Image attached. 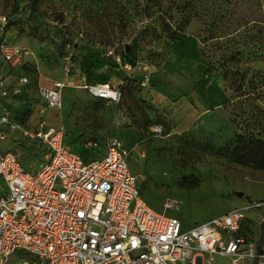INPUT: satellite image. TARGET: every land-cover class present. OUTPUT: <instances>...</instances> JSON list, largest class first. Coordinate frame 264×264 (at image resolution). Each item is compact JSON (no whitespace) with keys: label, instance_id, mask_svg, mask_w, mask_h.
<instances>
[{"label":"rangeland","instance_id":"374dc122","mask_svg":"<svg viewBox=\"0 0 264 264\" xmlns=\"http://www.w3.org/2000/svg\"><path fill=\"white\" fill-rule=\"evenodd\" d=\"M136 1L124 3L132 9ZM139 1L148 13L133 8L124 20L110 21L89 10L94 0H0V16L7 17L0 48L32 53L15 64L0 49V83L8 92L0 111L7 108L19 126L7 129L1 145L25 168L39 170L47 151L25 134L38 122L62 125L67 144L84 153L91 140L119 137L146 204L162 212L173 199L167 215L185 226L264 202V172L231 162L227 152L237 134L264 140V0H196L197 16L178 42L163 22L179 27L185 0ZM213 21L217 39L203 44ZM126 62L134 65L131 75L118 83V74L127 75ZM221 64L232 70L227 78ZM67 68L75 83L63 91V108L49 110L40 87L61 79ZM23 77L29 83L22 84ZM102 82L119 86L120 103L96 99L85 88ZM2 188L0 179V193ZM246 217L241 235L256 244L255 237H263V248L264 208ZM9 264L26 263L14 255ZM214 264L230 261L218 257Z\"/></svg>","mask_w":264,"mask_h":264},{"label":"built area","instance_id":"2783aa9c","mask_svg":"<svg viewBox=\"0 0 264 264\" xmlns=\"http://www.w3.org/2000/svg\"><path fill=\"white\" fill-rule=\"evenodd\" d=\"M6 23L7 17L0 16L1 30ZM0 49L5 61L15 64L32 54L4 44ZM117 59L122 60L119 55ZM133 66L124 63L127 71ZM69 77L67 68L64 81L40 87L39 97L48 108H63ZM140 85L147 87L148 81ZM85 88L96 99L121 102L116 84ZM7 94L0 83V98ZM9 115L7 108L1 110L0 178L6 188L0 195V264H9L14 255L26 264H209L217 255L230 257L231 264H264V251L240 233L246 214L264 208V202L234 208L185 231L178 218L167 215L175 207L173 199L164 202L162 212L146 204L142 182L130 171L129 149L120 138L89 141L88 151L103 147L104 153L86 161L65 144L62 127L38 122L25 134L47 151L46 160L39 170H29L18 154L1 146L7 129L19 127Z\"/></svg>","mask_w":264,"mask_h":264},{"label":"trees","instance_id":"16d2710c","mask_svg":"<svg viewBox=\"0 0 264 264\" xmlns=\"http://www.w3.org/2000/svg\"><path fill=\"white\" fill-rule=\"evenodd\" d=\"M124 1H128L129 3H132L133 0H94L95 5L91 7L89 10L95 16L97 17L99 16L101 18L110 21L112 19H117L120 17L122 20H124V16L130 14L133 8L138 13L140 12L148 13V11L150 10V7L148 5H144V3L141 5L139 0L133 4L132 9H130L129 6L124 3ZM142 1L145 2V0ZM36 2H38V0H31V5L36 4ZM179 7L181 8V10L185 11L186 13L185 18L179 27L173 29L170 27L167 21L163 22L165 25L163 29L168 33L169 35L168 37L173 42L182 41L184 39L185 28L190 24L191 19L197 16L198 6L196 0H185L183 4L179 5ZM179 7H177L178 10ZM214 23L215 22L213 21L212 24H210L209 27H207L208 30L206 31L208 32V36L201 39V42L203 44H205L207 41L217 39V36H215L216 30L214 27L212 28V25H214ZM6 25L4 26V28L6 27ZM221 67H223L224 70L223 77L227 78L228 75L232 73V70H230L225 64L224 65L221 64ZM102 83H106V82H102ZM227 152H228V158L231 162L238 164L240 166L250 167L255 170L264 172V140L259 136H256L254 134H237L235 136L234 142L227 147ZM80 154L85 158L86 161H89L93 156L97 157L98 155L97 153H93V152H90L88 157L83 155V153ZM262 231L264 235V223H263ZM262 239L259 240L257 243L258 246L257 248L259 252L262 251V242H263Z\"/></svg>","mask_w":264,"mask_h":264},{"label":"crops","instance_id":"0c3cea01","mask_svg":"<svg viewBox=\"0 0 264 264\" xmlns=\"http://www.w3.org/2000/svg\"><path fill=\"white\" fill-rule=\"evenodd\" d=\"M126 73L124 72V73H122L121 75L120 74H118L119 75V81H118V83H121L122 82V80H121V78H123V79H125L126 77H130V75H131V72H129V71H127V75H125ZM65 80V73H64V75H63V77L61 78V79H57V81H64ZM56 81V80H55ZM54 81H52L48 86H50L52 83H53ZM73 83H75V80L73 79V77L71 78V76L69 77V85H68V87L69 86H72L73 85ZM67 88V87H66ZM64 91V90H63ZM64 97V96H63ZM49 110H50V108H48ZM56 111H58V110H56ZM0 114H1V111H0ZM201 114V113H200ZM60 127H62L64 130H65V128L62 126V125H60L59 126V128ZM8 131H7V136H8ZM66 131H65V144L68 146V147H70L72 150H74V151H76V152H78V153H83V155H85L86 157H88V155L90 154V151H88L87 149H86V144L84 145V147H85V153H84V148H82L83 149V151H82V149L80 150V148H79V150H77L76 148H75V146L74 147H71V146H69L68 144H67V141H66ZM109 138H111V137H108V138H106V139H104V140H99V139H96V140H98V141H100V142H102V143H105L106 142V140L107 139H109ZM119 138V137H118ZM121 139V138H120ZM122 140V139H121ZM123 142H124V140H122ZM125 143V142H124ZM2 146V145H1ZM125 146H126V144H125ZM2 148H3V146H2ZM43 149V148H42ZM3 150H5L4 148H3ZM102 153H104V148L102 147L101 148V150H99L98 152H97V154H102ZM1 180H2V178H0ZM3 181V180H2ZM4 182V181H3ZM6 188V186H5V183H4V188H2V192H3V190ZM2 192L0 193V195L2 194ZM162 211H163V209H161ZM232 210V209H231ZM230 211V210H229ZM225 213H227V212H225ZM222 214H224V213H222ZM222 214H219V215H222ZM219 215H216V216H219ZM216 216H214V217H216ZM176 218H178V217H176ZM213 218V217H212ZM180 221H181V219L180 218H178ZM211 219V218H210ZM210 219H208V220H210ZM208 220H206V221H208ZM206 221H204V222H206ZM246 221V220H245ZM244 221V222H245ZM204 222H202V223H204ZM181 224H182V228H183V230H185V231H187V230H189V229H191L192 227H194L195 225H197V224H199V223H196L194 226H185L184 224H183V222L181 221ZM244 224V223H243ZM255 239L257 240V241H259V239H258V237H255ZM256 241V242H257ZM258 243V242H257ZM262 251H264V247L262 248ZM218 257H223V258H227V259H229V261H230V264H231V258L230 257H228V256H221V255H217V256H215V258H214V261L212 262V263H209V264H214L215 262H216V259L218 258ZM204 258L206 259V260H209V255H207V254H205L204 255ZM243 264H254L253 263V261H246V262H244Z\"/></svg>","mask_w":264,"mask_h":264}]
</instances>
